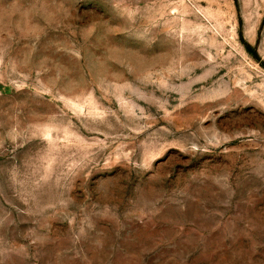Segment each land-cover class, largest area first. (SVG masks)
Instances as JSON below:
<instances>
[{
    "label": "rangeland",
    "instance_id": "1",
    "mask_svg": "<svg viewBox=\"0 0 264 264\" xmlns=\"http://www.w3.org/2000/svg\"><path fill=\"white\" fill-rule=\"evenodd\" d=\"M0 264H264V0H0Z\"/></svg>",
    "mask_w": 264,
    "mask_h": 264
}]
</instances>
